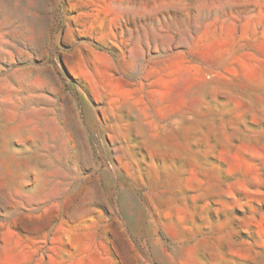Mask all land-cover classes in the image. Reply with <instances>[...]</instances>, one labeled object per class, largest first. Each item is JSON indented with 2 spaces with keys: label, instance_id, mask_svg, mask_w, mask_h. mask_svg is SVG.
<instances>
[{
  "label": "rangeland",
  "instance_id": "374dc122",
  "mask_svg": "<svg viewBox=\"0 0 264 264\" xmlns=\"http://www.w3.org/2000/svg\"><path fill=\"white\" fill-rule=\"evenodd\" d=\"M0 264H264V0H0Z\"/></svg>",
  "mask_w": 264,
  "mask_h": 264
}]
</instances>
